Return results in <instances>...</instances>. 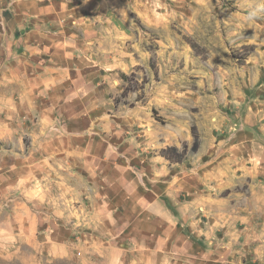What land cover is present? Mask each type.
<instances>
[{
	"label": "crops",
	"instance_id": "obj_1",
	"mask_svg": "<svg viewBox=\"0 0 264 264\" xmlns=\"http://www.w3.org/2000/svg\"><path fill=\"white\" fill-rule=\"evenodd\" d=\"M80 5L0 0V182L30 197L19 230L61 264H217L229 250L213 251L222 230L201 224L195 199L213 184L132 151V125L105 112Z\"/></svg>",
	"mask_w": 264,
	"mask_h": 264
},
{
	"label": "rangeland",
	"instance_id": "obj_2",
	"mask_svg": "<svg viewBox=\"0 0 264 264\" xmlns=\"http://www.w3.org/2000/svg\"><path fill=\"white\" fill-rule=\"evenodd\" d=\"M79 2L84 49L105 60V112L132 125V151L213 184L195 199L201 224L222 230L213 251L229 250L217 264H264V0ZM28 198L0 182V264H61L19 230Z\"/></svg>",
	"mask_w": 264,
	"mask_h": 264
},
{
	"label": "trees",
	"instance_id": "obj_3",
	"mask_svg": "<svg viewBox=\"0 0 264 264\" xmlns=\"http://www.w3.org/2000/svg\"><path fill=\"white\" fill-rule=\"evenodd\" d=\"M198 145L195 146V149H197Z\"/></svg>",
	"mask_w": 264,
	"mask_h": 264
}]
</instances>
